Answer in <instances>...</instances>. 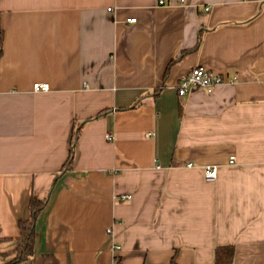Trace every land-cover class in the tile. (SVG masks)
Listing matches in <instances>:
<instances>
[{
	"label": "crops",
	"instance_id": "0c3cea01",
	"mask_svg": "<svg viewBox=\"0 0 264 264\" xmlns=\"http://www.w3.org/2000/svg\"><path fill=\"white\" fill-rule=\"evenodd\" d=\"M0 26V264L32 197L19 264H264V0H0ZM197 66L226 81L180 96Z\"/></svg>",
	"mask_w": 264,
	"mask_h": 264
},
{
	"label": "trees",
	"instance_id": "16d2710c",
	"mask_svg": "<svg viewBox=\"0 0 264 264\" xmlns=\"http://www.w3.org/2000/svg\"><path fill=\"white\" fill-rule=\"evenodd\" d=\"M3 30L0 26V56L2 54ZM80 129V128H79ZM73 162V148L70 152L66 166L70 168ZM59 178V177H58ZM56 178V181L57 179ZM48 200H40L32 197L30 202L31 217L28 220L20 222V237L16 246L6 255L10 258L3 264H19L22 261L30 259L35 252L37 240V221L40 213L45 209ZM215 262L213 264H233L235 257L234 245H222L216 248ZM173 264H178L175 260Z\"/></svg>",
	"mask_w": 264,
	"mask_h": 264
},
{
	"label": "built area",
	"instance_id": "2783aa9c",
	"mask_svg": "<svg viewBox=\"0 0 264 264\" xmlns=\"http://www.w3.org/2000/svg\"><path fill=\"white\" fill-rule=\"evenodd\" d=\"M160 4H165L166 0H159ZM127 22H136L135 17H130L127 19ZM226 81V78L223 74L215 72L213 70H210L208 68H205L203 66H197L193 68L188 73L184 74L177 85V91L180 96H183L187 93V91L194 87L199 86L206 88L208 90H212L214 87L224 83ZM33 89L36 91L40 90H50V84L48 82H35L33 84ZM148 135H151V132L148 133ZM109 139H113V134L109 133L107 135ZM230 163L235 162V156H231ZM188 166H192V164H188ZM203 173L204 178L207 181H215L218 178V166L207 164L203 167ZM130 195H122V198H129ZM108 231H111V228H108ZM114 249H119L120 246L114 244Z\"/></svg>",
	"mask_w": 264,
	"mask_h": 264
}]
</instances>
